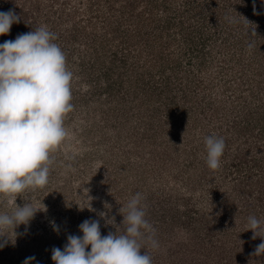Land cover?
Returning a JSON list of instances; mask_svg holds the SVG:
<instances>
[{
  "label": "rangeland",
  "instance_id": "obj_1",
  "mask_svg": "<svg viewBox=\"0 0 264 264\" xmlns=\"http://www.w3.org/2000/svg\"><path fill=\"white\" fill-rule=\"evenodd\" d=\"M6 7L20 22L0 44L40 26L56 34L74 108L48 183L0 194V213L39 210L14 243L0 236V264H55L52 248L82 237L88 219L102 236L124 233L120 209L137 193L156 229L159 247L141 249L152 264H264L252 255L262 238L248 230L250 216L264 226V0H0ZM212 135L225 140L216 170L206 164Z\"/></svg>",
  "mask_w": 264,
  "mask_h": 264
},
{
  "label": "clouds",
  "instance_id": "obj_2",
  "mask_svg": "<svg viewBox=\"0 0 264 264\" xmlns=\"http://www.w3.org/2000/svg\"><path fill=\"white\" fill-rule=\"evenodd\" d=\"M253 9L256 14L255 3ZM19 22L14 10L0 12V36ZM251 35H256L255 29ZM56 39L47 26H40L0 44V194L9 199L48 183L51 153L68 136L64 118L74 108L73 73L66 66L65 53L53 42ZM252 47L254 42L250 41L248 48ZM204 143L206 164L216 170L225 140L212 135L205 137ZM142 199V194L137 193L120 209L124 233L102 236L99 220H85L79 225L83 236L68 235L63 250L52 248V260L55 264H152L148 251L142 255L141 249H146L145 245L157 249L159 244L154 238L156 229L145 219ZM37 211L30 202L23 207L16 204L11 214L0 213V236L7 235L14 243L15 229L27 225ZM99 215L105 217V213ZM111 221L114 218L106 222L112 224ZM53 227L58 231L54 222ZM8 229L12 230L11 237L4 234ZM248 230L253 231V240L262 238L252 255H264V226L255 216L248 218ZM7 243L8 240L0 242V248ZM35 259L27 257L23 264H32Z\"/></svg>",
  "mask_w": 264,
  "mask_h": 264
},
{
  "label": "trees",
  "instance_id": "obj_3",
  "mask_svg": "<svg viewBox=\"0 0 264 264\" xmlns=\"http://www.w3.org/2000/svg\"><path fill=\"white\" fill-rule=\"evenodd\" d=\"M6 11H8V9H7V7H6ZM5 11V12H6ZM17 25V24H16ZM18 27V26H17ZM18 31V30H17ZM93 41V43H94V45L93 46H96V41H98V39H96L95 37H94V39L92 40Z\"/></svg>",
  "mask_w": 264,
  "mask_h": 264
}]
</instances>
